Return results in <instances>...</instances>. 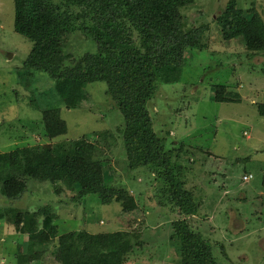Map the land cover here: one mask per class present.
<instances>
[{
    "label": "rangeland",
    "instance_id": "374dc122",
    "mask_svg": "<svg viewBox=\"0 0 264 264\" xmlns=\"http://www.w3.org/2000/svg\"><path fill=\"white\" fill-rule=\"evenodd\" d=\"M231 1L193 0L182 10L186 30H203L202 48L183 54L179 83L161 85L147 106L156 137L167 141L172 164L184 169L183 190L195 199L196 215L184 216L172 194L162 192L165 186L156 181L160 174L155 168H129L125 119L105 83L89 85L90 102L67 110L47 75L25 72L33 44L15 32L14 0H0V155L36 147L50 164L54 145L87 139L96 147V170L138 204L127 214L117 202L103 205L94 195L74 201L77 193L62 184L37 181L28 183L24 198L10 200L0 191V264H18L20 257L26 264H55L57 239L44 231H33L30 237L22 229L27 211L47 205L57 216L59 236L120 233L139 241L141 248L124 264H181L174 234L181 221L213 246L219 264H264V119L257 111L264 104V55H250L241 39H223L217 19ZM235 1L244 13L254 9L264 23V0ZM68 51L79 59L96 54L97 45L77 32L65 40ZM219 85L240 102H214ZM49 109L61 110L68 127L67 135L55 141L44 137L43 111ZM39 242L55 244L40 256L35 251L41 249Z\"/></svg>",
    "mask_w": 264,
    "mask_h": 264
},
{
    "label": "trees",
    "instance_id": "16d2710c",
    "mask_svg": "<svg viewBox=\"0 0 264 264\" xmlns=\"http://www.w3.org/2000/svg\"><path fill=\"white\" fill-rule=\"evenodd\" d=\"M192 3L193 0H14L15 32L33 44L24 63L25 72L29 76L47 75L67 110H77L90 102L89 85L105 83L107 95L125 119L123 134L129 168H155L160 174L156 181L165 186L162 192L172 194L184 216L196 215L195 199L183 190L184 169L172 164L173 153L165 150L167 141L156 137L147 106L161 85L179 83L183 54L202 48L203 30H186L182 15V10ZM217 20L224 40L241 39L250 55H264V23L254 9L244 13L232 0ZM77 32L97 45L96 54L77 59L65 52L66 38ZM69 60L72 66H66ZM216 90L214 102H240L226 94V87L219 85ZM257 111L264 119V104H258ZM43 116L46 139L55 141L67 135L61 110H45ZM86 141L54 145L49 151L50 164L36 147L0 155L1 194L16 200L28 194L31 181L54 187L62 184L77 193L74 201L94 195L103 205L117 202L127 214L135 211V198L126 189L107 184V175L96 170V147ZM56 220L52 206L47 205L34 213L27 211L22 223L30 237L33 231H44L57 239L56 245L51 243L55 264H124L125 258L142 246L120 233L93 235L77 231L59 236ZM174 234L180 243L181 264H219L213 246L186 221L174 225ZM35 243L31 240L29 245L34 247ZM39 243L41 249L35 251L40 256L49 253L52 245ZM26 262L20 257L18 264Z\"/></svg>",
    "mask_w": 264,
    "mask_h": 264
},
{
    "label": "crops",
    "instance_id": "0c3cea01",
    "mask_svg": "<svg viewBox=\"0 0 264 264\" xmlns=\"http://www.w3.org/2000/svg\"><path fill=\"white\" fill-rule=\"evenodd\" d=\"M26 196H28V194H27ZM26 196H25V197H26ZM22 198H24V197H22Z\"/></svg>",
    "mask_w": 264,
    "mask_h": 264
}]
</instances>
